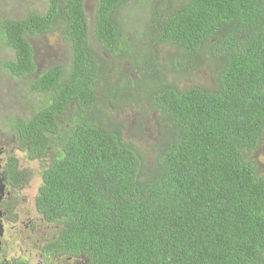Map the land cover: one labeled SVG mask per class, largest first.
I'll use <instances>...</instances> for the list:
<instances>
[{
  "label": "trees",
  "instance_id": "trees-1",
  "mask_svg": "<svg viewBox=\"0 0 264 264\" xmlns=\"http://www.w3.org/2000/svg\"><path fill=\"white\" fill-rule=\"evenodd\" d=\"M43 1V13L0 18L12 53L0 65L46 96L10 123L28 161L53 153L36 201L59 225L46 249L89 264H264V178L246 160L264 136V0H146L139 47L120 25L133 0H97L91 35L85 0ZM56 31L68 65L37 73L30 39ZM153 46L166 49L165 66ZM126 60L144 76L137 88L151 87L149 159L99 109L100 94L134 99ZM204 64L212 87L177 86Z\"/></svg>",
  "mask_w": 264,
  "mask_h": 264
},
{
  "label": "rangeland",
  "instance_id": "rangeland-1",
  "mask_svg": "<svg viewBox=\"0 0 264 264\" xmlns=\"http://www.w3.org/2000/svg\"><path fill=\"white\" fill-rule=\"evenodd\" d=\"M96 1L85 0L90 35L93 28L92 17ZM156 1L158 0H154V2ZM161 1L165 2V0ZM151 4L152 2L146 0H133L123 10L124 15L120 17V25L123 27L124 34L127 39L132 40L135 47H139L141 38H144L140 26L147 20ZM44 8L43 0H0V18L20 19L31 12L43 13ZM30 44L33 48L37 73L44 72L56 65L67 67L69 47L57 31L49 35L31 38ZM153 50L158 55L159 62L165 66L166 49L153 46ZM11 57L12 53L0 46V64ZM160 68L161 65L159 64L157 70ZM111 69H113V64ZM120 72L130 82L125 86L124 91L130 93L134 99L122 100L117 104L114 98L110 97L114 101L111 104L105 96L100 94L99 109L109 122L121 128L124 139L144 151L149 159L150 146L156 139L154 117L157 116L146 95L151 87L148 83V86L137 88L135 82L141 81L144 76L134 68L130 60L124 62ZM107 77L110 88H114L120 83L113 70L107 72ZM187 85L212 87L213 71L204 64L197 71L184 74L181 80L177 81V86L183 88ZM45 100V95L34 94L30 91L29 79L12 78L4 72L0 65V145L4 144L7 150L10 149L13 145V132L10 123L17 119L27 120L31 118L37 108L44 104ZM52 155L53 153H50L47 158L42 160L28 161L23 153L13 152V156L21 162L23 170L26 171L29 177L28 187L30 188L21 192V197L23 199L27 198L26 203H32L34 200L41 182L40 171L42 166L48 165L49 157ZM246 158L247 161L256 166L258 174L264 178V136L261 138L257 149L253 153L247 154Z\"/></svg>",
  "mask_w": 264,
  "mask_h": 264
},
{
  "label": "flooded vegetation",
  "instance_id": "flooded-vegetation-1",
  "mask_svg": "<svg viewBox=\"0 0 264 264\" xmlns=\"http://www.w3.org/2000/svg\"><path fill=\"white\" fill-rule=\"evenodd\" d=\"M14 151L20 152L15 144L8 150L0 145V264H89L84 256L59 255L46 249L59 225L49 222L37 208L38 189L32 203L21 197L30 182L15 156L10 162L14 169L9 167Z\"/></svg>",
  "mask_w": 264,
  "mask_h": 264
},
{
  "label": "clouds",
  "instance_id": "clouds-1",
  "mask_svg": "<svg viewBox=\"0 0 264 264\" xmlns=\"http://www.w3.org/2000/svg\"><path fill=\"white\" fill-rule=\"evenodd\" d=\"M14 144V143H13ZM21 153H23V152H21ZM24 154V153H23ZM13 156V155H12Z\"/></svg>",
  "mask_w": 264,
  "mask_h": 264
}]
</instances>
